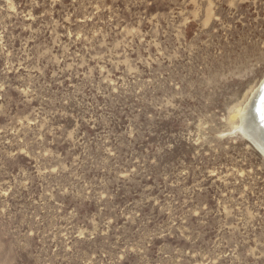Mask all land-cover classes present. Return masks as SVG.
Segmentation results:
<instances>
[{
    "label": "rangeland",
    "instance_id": "374dc122",
    "mask_svg": "<svg viewBox=\"0 0 264 264\" xmlns=\"http://www.w3.org/2000/svg\"><path fill=\"white\" fill-rule=\"evenodd\" d=\"M263 78L264 0H0V264H264Z\"/></svg>",
    "mask_w": 264,
    "mask_h": 264
},
{
    "label": "bare ground",
    "instance_id": "6f19581e",
    "mask_svg": "<svg viewBox=\"0 0 264 264\" xmlns=\"http://www.w3.org/2000/svg\"><path fill=\"white\" fill-rule=\"evenodd\" d=\"M255 92H258L255 104V109L257 110L256 118L258 119L259 123L263 124L262 128L264 131V78L259 86L255 89V91L251 94V96H249L250 98L243 109L241 108L238 110L237 116L240 119V124L236 126V129H239L246 139L247 137L249 138V136H252L254 141H257L258 144H256L258 145V147L264 153V140H258L259 131H257V126L259 123L256 122V119L254 121L253 118L249 116V113L247 111V106L251 98L255 95Z\"/></svg>",
    "mask_w": 264,
    "mask_h": 264
},
{
    "label": "water",
    "instance_id": "95a60500",
    "mask_svg": "<svg viewBox=\"0 0 264 264\" xmlns=\"http://www.w3.org/2000/svg\"><path fill=\"white\" fill-rule=\"evenodd\" d=\"M257 95H258V92H255V95L251 98L248 106H247V111L249 113V116L251 118H253V120L255 121L256 119V122L259 123L258 119L256 118V113H257V110L255 109V104H256V99H257ZM263 124L259 123L258 126H257V131L258 132V140H264V131H263ZM247 137V136H246ZM247 140L249 141V143L255 148L257 149V151L264 157V153L262 152V150L258 147V143L257 141H254L253 137L252 136H249V138L247 137ZM257 143V144H256Z\"/></svg>",
    "mask_w": 264,
    "mask_h": 264
}]
</instances>
